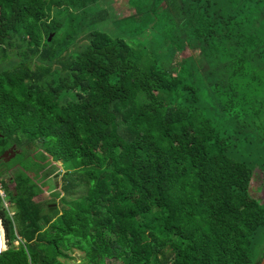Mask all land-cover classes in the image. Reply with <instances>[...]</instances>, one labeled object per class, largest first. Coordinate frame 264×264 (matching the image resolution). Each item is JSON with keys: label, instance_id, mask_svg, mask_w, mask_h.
Returning <instances> with one entry per match:
<instances>
[{"label": "trees", "instance_id": "1", "mask_svg": "<svg viewBox=\"0 0 264 264\" xmlns=\"http://www.w3.org/2000/svg\"><path fill=\"white\" fill-rule=\"evenodd\" d=\"M102 1L0 0V264H263L264 0Z\"/></svg>", "mask_w": 264, "mask_h": 264}, {"label": "rangeland", "instance_id": "2", "mask_svg": "<svg viewBox=\"0 0 264 264\" xmlns=\"http://www.w3.org/2000/svg\"><path fill=\"white\" fill-rule=\"evenodd\" d=\"M101 6L107 8L110 13L112 14L113 18L116 19V18H122L124 16H127L129 13H131L132 9H129V7H127V0H109V2L105 3V1L103 0L100 4ZM108 29H113L115 26L114 24H110L108 26ZM15 151L17 153H21L23 150L21 147H19L17 144H14L13 145ZM17 155V154H16ZM15 155V157H16ZM27 152H23L21 153L20 155H18L17 158L15 157H11V160L14 159L13 161V164L15 163H19L21 165L22 168H19L16 167H12V168H9V171L7 172H4L2 174H0V178L2 181H5L6 183L10 184L11 188L7 189L5 186H3L0 182V195L4 198V205L7 207L10 208L11 210V214H13V209H12V203L10 201V198H9V190H14V183H11V177H14L12 174H14L15 172L17 171H22L24 172L25 174L28 172L27 171V168L26 167V163H27ZM7 158V157H6ZM1 161L5 162V163H8L10 162L11 160H5V158H0ZM51 166L54 167V170L57 171H62L64 172V170L62 169V163L59 162L58 164L55 165V163H53L50 159H47ZM47 161V162H48ZM4 171V170H3ZM57 180L55 181L57 184V187L59 189V191L61 192V186L63 184V181L64 179L62 178V174L61 176H58V174L54 175ZM52 184V183H51ZM47 186V185H46ZM55 187L52 186V189H54ZM47 190L48 192L44 193L42 196V201H46V200H49V204L51 205V207H54L55 205L53 203H56V204H59L60 203V196L56 197L54 200H53V197L49 194L50 193V188L47 186ZM83 191L82 190H77L72 196L74 198H77ZM251 192H252V195L260 200V201H263L264 202V174H263V171H261L260 169H257L256 172H255V176H254V180L251 184ZM1 219V217H0ZM2 221V220H1ZM15 244H17L18 242L15 241L14 242ZM5 244L7 246V239H6V236H5ZM255 259V261H258V260H261V261H264V231H261L259 232L258 236H257V240H256V244L253 246V260ZM115 264H118V262H116Z\"/></svg>", "mask_w": 264, "mask_h": 264}, {"label": "water", "instance_id": "3", "mask_svg": "<svg viewBox=\"0 0 264 264\" xmlns=\"http://www.w3.org/2000/svg\"><path fill=\"white\" fill-rule=\"evenodd\" d=\"M54 37V34L51 35L50 40H52ZM3 137V135H0V138ZM17 154V152L15 151L14 148H10L9 150H6L2 155L1 158H5V160L7 159L8 161L11 160V157H15V155ZM7 157V158H6ZM55 208V207H54ZM2 223V221H1ZM7 248L6 244H5V237L3 238L1 236V232H0V253L5 250Z\"/></svg>", "mask_w": 264, "mask_h": 264}, {"label": "bare ground", "instance_id": "4", "mask_svg": "<svg viewBox=\"0 0 264 264\" xmlns=\"http://www.w3.org/2000/svg\"><path fill=\"white\" fill-rule=\"evenodd\" d=\"M0 232H1V236L4 238L5 237V230H4L3 224L1 223V219H0Z\"/></svg>", "mask_w": 264, "mask_h": 264}, {"label": "flooded vegetation", "instance_id": "5", "mask_svg": "<svg viewBox=\"0 0 264 264\" xmlns=\"http://www.w3.org/2000/svg\"><path fill=\"white\" fill-rule=\"evenodd\" d=\"M0 135H1V133H0ZM14 144H11L10 146H8L5 150H3V152L0 154V157H1V155L6 151V150H9L10 148H13L14 146H13ZM263 264H264V262H263Z\"/></svg>", "mask_w": 264, "mask_h": 264}]
</instances>
